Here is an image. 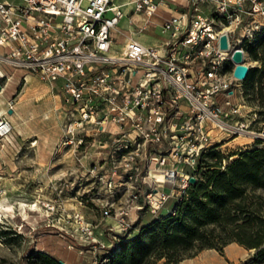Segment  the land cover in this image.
<instances>
[{
  "label": "built area",
  "instance_id": "2783aa9c",
  "mask_svg": "<svg viewBox=\"0 0 264 264\" xmlns=\"http://www.w3.org/2000/svg\"><path fill=\"white\" fill-rule=\"evenodd\" d=\"M170 4L176 14L161 16ZM258 14L264 16V0H0V46L9 48L0 62L52 85L62 82L78 114L66 136L95 127L112 140L117 167L125 170L120 177L133 182L114 241L131 234L134 209L155 214L170 196H182L202 153L220 139L264 140V126L253 130L243 114L242 80L228 70L235 68L237 31L249 38ZM123 20L132 27L129 35L119 28ZM157 28L165 35L159 42L137 39ZM119 33L126 40L120 53L114 49ZM224 35L229 49L221 48ZM12 128L1 116L0 139ZM167 182L175 183L171 193ZM82 229L86 238L93 235L91 224Z\"/></svg>",
  "mask_w": 264,
  "mask_h": 264
},
{
  "label": "rangeland",
  "instance_id": "374dc122",
  "mask_svg": "<svg viewBox=\"0 0 264 264\" xmlns=\"http://www.w3.org/2000/svg\"><path fill=\"white\" fill-rule=\"evenodd\" d=\"M255 21L258 27L253 28L251 36L246 38L241 28L232 44L245 50L250 68L263 72L261 59H254L248 51L255 48L264 58V44H259L264 35V16L258 14ZM119 28L124 35L132 30L126 20ZM124 35L116 36L114 49L118 53L125 45ZM164 38L160 28L137 36L145 45ZM228 70L233 73L234 65L228 66ZM239 84L246 99L243 114L245 118L250 116L252 129L259 131L264 126V116L262 101L256 99L258 90H250L247 98L245 80ZM36 87L41 88L36 93L26 90V99L18 105L17 125L21 135L12 128L8 138L0 139V264H43L36 256L38 252L59 260L71 259L76 264L84 260L85 264H99L113 246L108 245L105 237L112 242L119 232L118 214L130 205L133 182L120 177L125 170L117 167L119 158L112 140L98 135L95 127L88 126L73 138L66 136V125L76 120L78 114L63 95L62 82L52 86L41 81ZM259 87L264 88V77ZM28 116L32 119L24 121ZM235 138L220 139L218 144ZM254 144L250 136H240L221 150L230 155ZM179 181L177 178L176 184ZM173 184L167 182L165 187ZM149 188L143 185L140 200L144 201ZM135 211L139 213L132 215L135 232L158 216L147 208ZM86 223L94 230L90 238L83 233ZM103 244L107 247L103 248ZM245 252L244 259L230 261L225 248L223 252L205 250L177 264H241L250 255L249 250ZM157 264L166 262L161 260Z\"/></svg>",
  "mask_w": 264,
  "mask_h": 264
},
{
  "label": "trees",
  "instance_id": "16d2710c",
  "mask_svg": "<svg viewBox=\"0 0 264 264\" xmlns=\"http://www.w3.org/2000/svg\"><path fill=\"white\" fill-rule=\"evenodd\" d=\"M259 44H264V35ZM248 51L264 66L255 48ZM263 77L264 71L251 68L245 83L247 98L250 90H258L264 116ZM195 176L167 214L113 242L99 264H177L205 249L223 252L231 243L250 251L241 264H264V140L230 155L215 144L202 153ZM36 256L43 264H60L48 254Z\"/></svg>",
  "mask_w": 264,
  "mask_h": 264
},
{
  "label": "crops",
  "instance_id": "0c3cea01",
  "mask_svg": "<svg viewBox=\"0 0 264 264\" xmlns=\"http://www.w3.org/2000/svg\"><path fill=\"white\" fill-rule=\"evenodd\" d=\"M177 11V5L170 4L169 8L161 9L160 14L164 17H169L173 14H176ZM159 42V41H157ZM9 52V48L0 46V55L6 54ZM0 73H3L6 78L2 79L1 82H3V89L0 92V117L5 116L12 124L13 129L17 132V135H21V130L18 129L17 121H19L18 117H20L19 110H20V103L23 101V99H26V90L33 91L34 93L37 92L41 87H36L37 85H40L41 80L36 75L29 73L25 70H17L13 67L7 65L4 62H0ZM43 82V81H42ZM54 86V85H52ZM35 97V96H34ZM37 99V98H35ZM32 119L31 116L26 117L25 120ZM239 137L235 138L234 140H238ZM232 140V141H234ZM230 141V142H232ZM230 142H225L224 144H221V148L228 145ZM244 147V146H242ZM247 147V146H246ZM244 147V148H246ZM155 173V171H154ZM168 192H172L171 187H165L164 188ZM178 198V196H170L169 200L166 202V204L162 207L161 210L158 211V213H155L156 215L160 214H167L173 205V201H175ZM143 202V200H140ZM170 203V204H169ZM169 204V205H168ZM133 215H139V213H136L135 210H133ZM154 214V213H153ZM135 228V227H134ZM119 232L117 231L116 234ZM106 241L108 242V245L113 243L111 240L107 237ZM226 249V256L227 259L230 261H240L245 258L246 256V248L243 246L237 244V243H231L225 247ZM205 250H213V249H205ZM203 250V251H205ZM202 252V251H201ZM186 260V259H185ZM66 264H76V261H73L71 259H64L63 260ZM85 261V260H84ZM84 261L78 263V264H85ZM92 264H95L94 262Z\"/></svg>",
  "mask_w": 264,
  "mask_h": 264
},
{
  "label": "water",
  "instance_id": "95a60500",
  "mask_svg": "<svg viewBox=\"0 0 264 264\" xmlns=\"http://www.w3.org/2000/svg\"><path fill=\"white\" fill-rule=\"evenodd\" d=\"M221 48L222 49H229V44H228V38L226 35L222 36L221 38ZM231 59L232 62L235 64V68H234V76L235 78L239 79V80H246L249 73H250V66L246 63V53L245 50L241 47L235 48L231 54ZM3 89V85L0 82V92ZM191 182H195L196 178H191L190 179ZM60 264H65V262L63 260L59 261Z\"/></svg>",
  "mask_w": 264,
  "mask_h": 264
}]
</instances>
